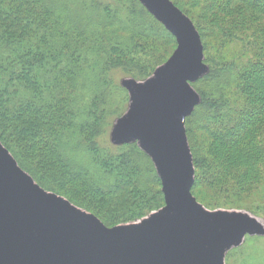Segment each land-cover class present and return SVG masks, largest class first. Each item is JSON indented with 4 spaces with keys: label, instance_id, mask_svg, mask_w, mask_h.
Segmentation results:
<instances>
[{
    "label": "trees",
    "instance_id": "obj_1",
    "mask_svg": "<svg viewBox=\"0 0 264 264\" xmlns=\"http://www.w3.org/2000/svg\"><path fill=\"white\" fill-rule=\"evenodd\" d=\"M169 1L193 24L207 67L184 119L190 194L205 209L206 190L214 202L228 187L250 197L264 178V0H195L206 35ZM157 41L167 49L149 64L139 50L157 52ZM176 48L140 0H0V144L38 187L107 229L148 217L165 205L151 157L107 140L128 108L119 78L150 79Z\"/></svg>",
    "mask_w": 264,
    "mask_h": 264
},
{
    "label": "water",
    "instance_id": "obj_2",
    "mask_svg": "<svg viewBox=\"0 0 264 264\" xmlns=\"http://www.w3.org/2000/svg\"><path fill=\"white\" fill-rule=\"evenodd\" d=\"M165 20L178 26L174 32L160 21L176 38L177 48L162 66L165 72L158 93L145 101L133 127L136 138L151 145L144 149L161 181L165 207L146 221L148 226L137 236L132 227L107 229L97 220L98 227L92 229L83 220L89 222L87 217L59 216L31 194L22 191L23 195L0 161V250L7 248L4 264H222L217 261L219 251L236 236L238 222L234 216L230 220L210 217L191 197L193 169L180 133L185 117L198 103L190 106L193 94L187 82L200 78L192 80L203 60L202 47L198 37L183 29L178 16L167 15Z\"/></svg>",
    "mask_w": 264,
    "mask_h": 264
},
{
    "label": "rangeland",
    "instance_id": "obj_3",
    "mask_svg": "<svg viewBox=\"0 0 264 264\" xmlns=\"http://www.w3.org/2000/svg\"><path fill=\"white\" fill-rule=\"evenodd\" d=\"M141 1L157 16V18L160 21L162 22L164 21L163 23H166V26L169 29L173 30L174 32H176L175 29L178 26L172 24L173 22H171V20H165V18H167V15L169 17L178 16L185 25L183 29H185L190 35L195 36L196 39L198 37L199 42L201 44V40L199 38L198 33L195 31L193 24L177 8H175L169 0H141ZM174 1L184 11H186L189 15L193 17L197 27H200L201 30L204 32V35H206L207 32L206 29H208L206 26V21L205 19H201L198 15L199 9L201 7L199 5L198 7H192L193 2H195V0H174ZM262 3L264 4V1H262ZM173 8L179 11L182 16L179 13H177L176 10ZM163 23L161 24L163 25ZM140 44H143L146 50L151 47V45H149V41L147 42V44L144 42ZM157 46L159 47L158 48L159 50L157 52L156 50H153V48L150 53L141 52L139 50V52L142 54V56L139 57H141V59H143L145 62L149 64H153L157 62L163 56L165 49H167V47L161 41H157ZM202 58H203V54H202ZM164 72H165V68L160 66L154 71V74L150 77V79L148 78L144 79L143 82H137L128 75L119 78L120 87L123 90L120 91V93L125 92L128 95V102H127L128 108L120 118L115 120L111 132L108 134L109 139L107 140V142L111 146L113 145L115 147L117 146L118 143L124 144V143L136 142L140 146V148L144 151L149 147L151 149V145H149L148 142L136 138V136L133 134L134 131L133 127L138 122V119L143 111V105L145 101L152 100L158 93L159 88L161 87V83L163 81ZM206 72H207V67L200 62L198 66H196L195 68V71L192 76V80L197 77L201 78L205 76ZM187 85L193 94L192 102L190 105L192 106L197 101L199 102V100L194 89L190 86L191 84L189 81L187 82ZM120 93L117 92L115 94L114 97L115 99L113 101L114 107L117 106L118 104V109L123 108L124 104H126L124 103V97L122 99L123 95L122 94L120 95ZM191 128H193V134L195 135V137L201 138L202 133L200 131H197L194 128V126H192ZM180 133H181V138L182 139L185 138V142H186L184 128H181ZM195 144H196L195 149L199 148L196 141ZM186 150H188V148ZM0 161L1 162L3 161V163H5V165L9 169L10 176L14 180L12 181L13 184L15 186L20 185L18 186V188L20 189L19 192L22 193V191H25L29 195L31 194L33 197L38 199V201H40L42 205L45 206L47 205V207L49 206V208L59 216L68 217L71 214L79 213L77 215L74 214V216H77L78 219H82L81 217H87L89 219V222L86 221L85 218L83 220L86 223H88L90 227H92V229L98 227V225L96 224L97 221L100 224H102L95 216L79 208L74 207L64 197L55 195L54 193L45 192L40 187H38L27 173L19 170L15 161L11 158L9 153L3 148L1 144H0ZM260 175H262V178L264 177V174H260ZM254 186L255 187L250 192L252 193L250 197L248 194L236 192L235 189H231L228 187V191L226 194L218 193L217 197H219L220 200L216 202H214V200L208 195L210 194V192H207L208 190L204 192L205 195L208 197V200L204 201L205 203H207L206 205L208 209L204 208L203 210L205 212L207 211L208 214H210L209 215L210 217L213 216V217H218L220 219L226 218L230 220V218L234 216L233 219H235L236 222H238L235 229L237 230V234L226 247H224L221 251H219L221 253L218 256V260H217L218 263L221 261L222 264H264V178L262 180V183L259 182L258 185H254ZM195 203L197 205H200L196 201ZM159 213L160 210L151 213L145 219H141L131 224L121 225V226L124 227L123 229H128V230L129 227L134 228L135 232L137 233H132V234L133 236H137L142 233L145 227L148 226L147 225L148 223H146V221H148L149 219H151L152 217L156 216ZM110 232L113 233V231ZM244 233L247 234L243 236ZM109 235L110 234H108V236ZM1 249L2 250H0V264H4L2 262V257L7 248L4 246Z\"/></svg>",
    "mask_w": 264,
    "mask_h": 264
}]
</instances>
